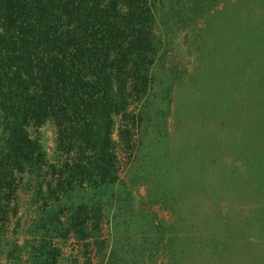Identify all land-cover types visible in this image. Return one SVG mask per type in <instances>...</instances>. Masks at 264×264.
Returning <instances> with one entry per match:
<instances>
[{
    "label": "rangeland",
    "instance_id": "1",
    "mask_svg": "<svg viewBox=\"0 0 264 264\" xmlns=\"http://www.w3.org/2000/svg\"><path fill=\"white\" fill-rule=\"evenodd\" d=\"M156 21L161 44L129 107V142L119 117L112 134L118 237L105 207L99 239L55 241L58 264H264V0H170ZM29 132L51 160L52 124ZM31 214L21 193L20 225L0 228V264H20L5 256Z\"/></svg>",
    "mask_w": 264,
    "mask_h": 264
},
{
    "label": "trees",
    "instance_id": "2",
    "mask_svg": "<svg viewBox=\"0 0 264 264\" xmlns=\"http://www.w3.org/2000/svg\"><path fill=\"white\" fill-rule=\"evenodd\" d=\"M169 1L0 0V228L20 225L21 193L32 208L7 259L58 264L55 241L99 239L105 207L118 237L115 118L127 144L129 107L148 91L156 17ZM45 122L55 134L51 160L29 132Z\"/></svg>",
    "mask_w": 264,
    "mask_h": 264
}]
</instances>
